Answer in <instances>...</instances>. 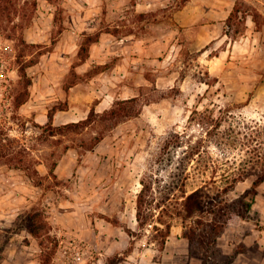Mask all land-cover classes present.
<instances>
[{
	"label": "rangeland",
	"instance_id": "rangeland-1",
	"mask_svg": "<svg viewBox=\"0 0 264 264\" xmlns=\"http://www.w3.org/2000/svg\"><path fill=\"white\" fill-rule=\"evenodd\" d=\"M52 1L58 7L57 25L63 24V2ZM42 3L0 0V264H107L110 256L123 252L136 237L127 228L138 230L141 178L153 172L155 180L162 182L170 173L161 162L170 133L185 135V145L175 159L206 135V129L191 120L195 110L209 109L222 119V129L233 126L246 131L255 120L264 122V0H194L178 18L168 10L181 9L188 0H166L165 13L150 15L149 22L179 29L180 43L170 61L160 54L144 59L143 65L132 63L119 69L130 88H119L124 84L120 81L113 84L118 89L117 102L124 96L137 98L116 103V108H124L120 115L104 113L86 127L57 134H50L46 124L36 119L40 114L18 105L26 85L21 68L38 62L41 53L50 49L51 42H45L52 29L43 30L46 34L40 44L23 39L24 27L40 16ZM235 7L241 9L231 22L236 39L225 29ZM143 17L132 13L131 20ZM205 22L212 24L214 35L208 43L205 33L201 34ZM42 23L46 28L51 19L44 18ZM62 54L38 62L27 72L56 79L68 73L70 80L73 58ZM101 69L94 67L87 74ZM201 148L217 161L228 157L240 162L248 155L247 147L240 144L224 152L210 138ZM251 184L252 179L240 181L231 196ZM258 188L250 218L228 226L219 239L227 255L242 250L241 257L237 255L230 264L264 262L258 237L264 230V182ZM36 211L43 215L40 235L29 229ZM151 229L136 238L134 251L119 264H147L151 259L202 264L189 251L181 220L173 222L168 248L167 242L160 249L156 241H150ZM72 240L81 243L86 253L79 262L67 263L63 252Z\"/></svg>",
	"mask_w": 264,
	"mask_h": 264
},
{
	"label": "trees",
	"instance_id": "trees-1",
	"mask_svg": "<svg viewBox=\"0 0 264 264\" xmlns=\"http://www.w3.org/2000/svg\"><path fill=\"white\" fill-rule=\"evenodd\" d=\"M240 10L238 7L233 9L225 27L235 39L237 38L236 31H232L231 22L238 17ZM97 38L98 34L85 36L79 54L72 64L73 74L67 88L83 77L76 68L86 59L91 42ZM36 61L29 62L21 68L26 85L18 105L22 104L29 95L32 80L27 68ZM98 66L105 67L103 65L94 67ZM136 98V96L125 98L121 102L115 100L112 107L102 113L93 109L86 118L57 124L54 120L55 113L58 109L68 107L66 99L50 109L48 120L43 124L49 128L50 134L62 133L65 130H78L92 124L101 114L111 112L120 115L121 109L124 108H116V103ZM209 112H211L209 109L193 112L191 120L201 124L206 129V135L202 134L198 143L189 144L178 159L175 157L178 149L185 145V135L180 132H171L167 137L163 146L165 158H162L161 162L166 168L171 169L170 173L162 179V182L155 180L153 172L146 173L141 178L142 187L137 194L138 230L127 228L128 232L136 237L131 240L130 245L123 252L110 256L107 264H119L125 261L135 249L136 238H142L150 227L154 233L150 241H156L160 249H163L172 232L175 219L182 221L183 236L189 241L190 253L198 255L202 264H230L242 251L235 249L232 253L225 254L219 244V239L228 226L249 219L251 216L256 196L259 193L258 187L264 182V122L255 120L254 125H248L249 131L233 126L222 129V119ZM243 134L244 136L241 137ZM207 138L212 139L227 153L232 152L240 144L247 147L248 155L240 162L235 159L229 160L228 157L224 160L219 158L218 161L221 163L218 164V161L211 155H206L207 149L201 148L203 141ZM193 161H195L194 164ZM196 177L197 180H193ZM247 179H252L251 186L238 196L232 197L231 192L235 190L237 184ZM192 182H194L193 186L189 187ZM41 218H43L42 213L36 211L29 222V229L34 235H40L44 226L40 222ZM32 220L35 222L32 223Z\"/></svg>",
	"mask_w": 264,
	"mask_h": 264
},
{
	"label": "crops",
	"instance_id": "crops-1",
	"mask_svg": "<svg viewBox=\"0 0 264 264\" xmlns=\"http://www.w3.org/2000/svg\"><path fill=\"white\" fill-rule=\"evenodd\" d=\"M61 1L65 14L63 24L57 25L56 8L58 7L54 6L53 1L43 0L39 7L40 16L34 17V22L24 27V39L32 44L43 42V35L46 34L43 30L52 29L51 38L46 36L48 39L45 42L47 44L51 42L47 46L50 49L41 53L38 62H43L46 58L58 57L63 51L62 55L68 60L73 58V63L79 54L85 36L98 34V38L91 42L86 59L78 65V71L83 74V77L68 88L67 84L70 82L68 73L56 79L47 73L33 76L28 72L32 80L29 95L19 107L27 108L31 113L40 114L41 116L37 115L36 119L43 122L48 120L50 109L66 99L68 107L56 111L55 123L78 121L86 118L93 109L99 113L106 111L119 97L118 89L113 84L116 85L120 81L124 84L119 88H130L127 83L128 79L122 77L125 74H118L119 69L122 71L132 63L143 65L144 59L148 61L151 57L159 58L160 54L165 56L166 62H169L173 50L180 43V35L177 34L179 29L166 28L161 23L151 24L149 22L150 15L157 13V16H160L165 13L162 7L168 6L165 3L166 0ZM193 1L188 0V3L181 9L171 7L168 11L178 18L182 12L188 11V7L191 9ZM80 2H83L85 6ZM53 6L55 10L54 8L52 10ZM132 13L145 17L141 21L137 19L133 22ZM44 18L51 19V24L46 28H43ZM56 25L57 33L53 35ZM211 25L209 22L202 25L201 34L205 33L206 43L214 38ZM58 48L62 50L59 52ZM36 62L28 68L38 64ZM96 65L105 67L93 75H88L87 73ZM41 83L47 85L46 88L42 87ZM124 98L127 97L124 96ZM257 231L258 229H255L256 233ZM258 237L264 246V230ZM168 245H170V240L167 242V248ZM241 255L238 256L241 257ZM147 264H165V259L163 261H152L151 259ZM259 264H264V262H259Z\"/></svg>",
	"mask_w": 264,
	"mask_h": 264
},
{
	"label": "built area",
	"instance_id": "built-area-1",
	"mask_svg": "<svg viewBox=\"0 0 264 264\" xmlns=\"http://www.w3.org/2000/svg\"><path fill=\"white\" fill-rule=\"evenodd\" d=\"M66 247L67 248L64 250L63 256L64 261L67 263H70V261L79 262L86 253L81 243L77 241H70Z\"/></svg>",
	"mask_w": 264,
	"mask_h": 264
}]
</instances>
